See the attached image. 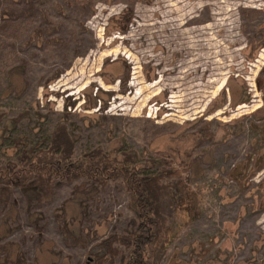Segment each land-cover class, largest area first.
I'll use <instances>...</instances> for the list:
<instances>
[{"label": "rangeland", "instance_id": "obj_1", "mask_svg": "<svg viewBox=\"0 0 264 264\" xmlns=\"http://www.w3.org/2000/svg\"><path fill=\"white\" fill-rule=\"evenodd\" d=\"M0 112L2 162L5 136L63 122L76 157L179 169L197 211H174L161 264H264V0H0ZM128 204L121 180L0 187V264H96Z\"/></svg>", "mask_w": 264, "mask_h": 264}, {"label": "trees", "instance_id": "obj_2", "mask_svg": "<svg viewBox=\"0 0 264 264\" xmlns=\"http://www.w3.org/2000/svg\"><path fill=\"white\" fill-rule=\"evenodd\" d=\"M6 117V113L0 112V129ZM206 132L209 128L202 132L203 137ZM2 141L11 143L14 158L0 160V187L25 190L33 183L50 190L57 179L68 183L86 179L100 187L117 180L124 183L134 218L122 235H110L99 243L103 253L94 255L96 264H114L116 259L120 264H161L171 244L168 223L174 211L183 209L190 216L196 214L197 192L179 178L180 170L153 172L149 164L154 160L142 161L141 155L126 144L110 150L96 147L76 157L77 143L68 124L63 122L34 145L21 137L5 136ZM190 166L185 164L193 170ZM8 233L4 225L0 241Z\"/></svg>", "mask_w": 264, "mask_h": 264}]
</instances>
